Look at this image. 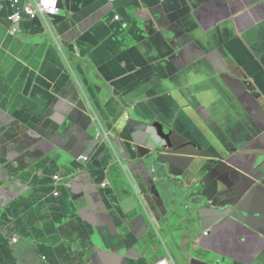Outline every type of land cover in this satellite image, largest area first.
Returning <instances> with one entry per match:
<instances>
[{
    "label": "crops",
    "instance_id": "0c3cea01",
    "mask_svg": "<svg viewBox=\"0 0 264 264\" xmlns=\"http://www.w3.org/2000/svg\"><path fill=\"white\" fill-rule=\"evenodd\" d=\"M10 13L0 264H264V0H61L13 36Z\"/></svg>",
    "mask_w": 264,
    "mask_h": 264
},
{
    "label": "built area",
    "instance_id": "2783aa9c",
    "mask_svg": "<svg viewBox=\"0 0 264 264\" xmlns=\"http://www.w3.org/2000/svg\"><path fill=\"white\" fill-rule=\"evenodd\" d=\"M9 0L11 13L7 17V21L9 22V31L10 35H15L17 33L16 24L19 23L23 16H26L28 19H40V20H48L53 19L60 13V1L61 0ZM116 20H119V17L116 16ZM128 118V117H127ZM106 142L108 143L112 139L111 133L105 134ZM81 165L86 166L89 162V158H81L78 160ZM117 164L122 166L121 161H117ZM1 168V164H0ZM55 184H60L63 181V178L59 175L54 176ZM108 185H101L102 189H105ZM55 197H59V193L54 194ZM152 221V220H151ZM153 223V221H152ZM154 224V223H153ZM155 226V225H154ZM207 236L208 233H205ZM17 242V240H15ZM158 264H171L168 259L161 260Z\"/></svg>",
    "mask_w": 264,
    "mask_h": 264
},
{
    "label": "water",
    "instance_id": "95a60500",
    "mask_svg": "<svg viewBox=\"0 0 264 264\" xmlns=\"http://www.w3.org/2000/svg\"><path fill=\"white\" fill-rule=\"evenodd\" d=\"M251 5V4H250ZM107 142H106V139L103 140L101 139V144L99 146V149L103 146H107ZM169 146L166 147V149H169L168 148ZM144 160H146L147 164L144 163L143 161H141L144 166H145V169L147 171V175L152 179H159L161 176L165 174L168 175L169 177V172L166 170V162L161 160V155L157 154V152H148L147 155L144 157ZM164 163V164H163ZM161 166H162V170H161ZM209 167V166H208ZM212 168V166H210ZM123 171H124V177L128 180L129 179V176L133 179H135V175L133 174L132 171H129V173L124 170L125 169V164L122 162V166L120 167ZM206 168V167H205ZM203 168V169H205ZM203 171V170H202ZM199 175V171H198V174L195 175V177H197ZM154 183V181H153ZM245 188V186L243 185V183L241 182L240 185L238 186V188L236 190L239 191V189H243ZM199 204V203H198ZM208 203H206L205 206H207ZM234 206L233 204H229L228 206ZM215 210H218L216 211L217 213H213V211ZM229 209H227V207H213V209H209L208 211V214L210 215V218H209V221L212 223L213 221H217L218 223H221L223 222L225 219H226V213L230 212L228 211ZM209 228H206V227H203V232H206ZM196 235V232L193 234V236Z\"/></svg>",
    "mask_w": 264,
    "mask_h": 264
},
{
    "label": "clouds",
    "instance_id": "9594fccd",
    "mask_svg": "<svg viewBox=\"0 0 264 264\" xmlns=\"http://www.w3.org/2000/svg\"><path fill=\"white\" fill-rule=\"evenodd\" d=\"M104 136H105V135H104ZM104 140H105V139H104ZM111 142H113V139H111V140H110V142H109V146H108V144H107V146H108V149H110V148H111V146H110V143H111ZM121 162H122V161H121ZM116 163H117V162H116ZM118 165H119V164H118Z\"/></svg>",
    "mask_w": 264,
    "mask_h": 264
}]
</instances>
